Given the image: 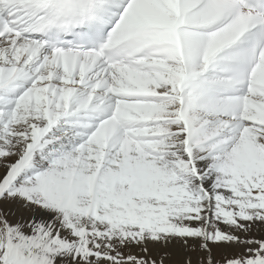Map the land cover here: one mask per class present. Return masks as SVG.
Segmentation results:
<instances>
[{
    "label": "snow or ice",
    "instance_id": "1",
    "mask_svg": "<svg viewBox=\"0 0 264 264\" xmlns=\"http://www.w3.org/2000/svg\"><path fill=\"white\" fill-rule=\"evenodd\" d=\"M0 264H264V0H0Z\"/></svg>",
    "mask_w": 264,
    "mask_h": 264
}]
</instances>
